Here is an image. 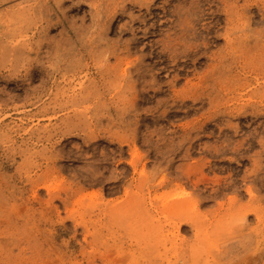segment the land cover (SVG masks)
<instances>
[{"label":"rangeland","instance_id":"rangeland-1","mask_svg":"<svg viewBox=\"0 0 264 264\" xmlns=\"http://www.w3.org/2000/svg\"><path fill=\"white\" fill-rule=\"evenodd\" d=\"M43 3L0 5V264H264V0Z\"/></svg>","mask_w":264,"mask_h":264},{"label":"bare ground","instance_id":"bare-ground-1","mask_svg":"<svg viewBox=\"0 0 264 264\" xmlns=\"http://www.w3.org/2000/svg\"><path fill=\"white\" fill-rule=\"evenodd\" d=\"M5 1H8V0H0V5H1L3 2H5ZM61 1H62V0H44V3H43V4H44V7H47V6L54 7V6L58 5V4H60ZM81 44H82V43H81ZM80 50H81V49H80ZM57 60H58V59H57ZM133 152H134L133 155H135V154H136V151H133ZM134 157L137 158L138 155H136V156H134ZM184 170H185V169H184ZM257 170H258V168H257V165H256L254 172L256 173ZM183 174L186 175V176L194 175V171H193L192 169L189 168V170L184 171ZM146 183H147V181H144V182H143V184H146ZM126 192H128V191L126 190ZM247 193H248V196H249V198H250V203H249V205L245 206V210L243 211V212H245V213H244V216L249 212V213H252L256 218H259V207H258V202H259L260 200L258 199V197L256 196V193H255L252 189H248V190H247ZM188 198H190V197H188ZM234 201H236L235 198H234ZM190 203H191L192 206L195 207V204H193L192 201H190ZM179 208H180V209H179ZM182 208H183V207H182L181 205H178V204H172L171 206L167 207V208L164 210V212H172L173 215H176L178 211L181 212V209H182ZM117 210H118L120 216H121L122 213H123L122 218H124L126 221H125V220H121V222H125V223L127 224V226L131 225V224L133 223V221H134L136 224H139V223L144 224V223L147 222V221H143V220H142V221H138V220L130 221V215H129L130 213L132 214V216H133V218H134V215H133V205H132L131 203H127V204H125V205H123V206H118ZM240 210H242V209L240 208ZM128 213H129V214H128ZM146 214H149V212H148V211L144 208V206H143V208H142V210H141V212H140L139 215H141L142 218H144V216H146ZM236 215H237V216H240V213H239V212H236ZM183 221H186V223L190 224V226H191L192 228L197 229V228H196V223H194V221H195L194 219H189V220H188V219H185V218L182 219L181 221H179L178 223H173L174 226H175V228L177 227V225H179L180 222H183ZM191 259H192V260H195V259H196V255L193 254V255L191 256Z\"/></svg>","mask_w":264,"mask_h":264}]
</instances>
